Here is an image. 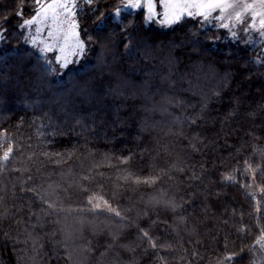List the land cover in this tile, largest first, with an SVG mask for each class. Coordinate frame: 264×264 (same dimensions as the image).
Segmentation results:
<instances>
[{
  "label": "trees",
  "instance_id": "1",
  "mask_svg": "<svg viewBox=\"0 0 264 264\" xmlns=\"http://www.w3.org/2000/svg\"><path fill=\"white\" fill-rule=\"evenodd\" d=\"M121 1H76L87 52L57 74L37 0H0V264H255L264 39Z\"/></svg>",
  "mask_w": 264,
  "mask_h": 264
},
{
  "label": "rangeland",
  "instance_id": "2",
  "mask_svg": "<svg viewBox=\"0 0 264 264\" xmlns=\"http://www.w3.org/2000/svg\"><path fill=\"white\" fill-rule=\"evenodd\" d=\"M77 0H61V2H67L69 4ZM52 0H40L36 13L26 19H37L36 23L32 25H25L24 29L26 33V39L28 44L39 52L46 60L50 67L54 68L57 74H61L68 66L76 64L87 52V46L80 37L78 30V23L76 19V7L72 9V14L63 12L59 18L54 22L49 13L48 18L41 20L37 13L41 9V5H47ZM154 4L152 12L149 11V0H122L120 5L114 11V17L119 18L123 12H138L142 11L148 22L153 23L159 28H169L180 22L185 17L199 16L206 24H213L218 27L226 29L232 38H243L251 43L260 42L264 39L261 35L264 32V28H261L260 17L253 18V12L264 11V8L260 7L259 0H228L230 3H236L238 5L254 4L255 8L251 11H245L242 7L230 8L225 12L219 10L213 11L207 19L199 14L187 15L184 14L176 22H166L164 15L165 9L162 7V0H151ZM131 3H138L140 6L136 8L130 7ZM119 9V12L117 10ZM194 13L205 11V9H190ZM243 12V21L238 22L235 20V13ZM223 16V19L219 17ZM174 19L169 16L167 20ZM25 20V21H26ZM73 23L75 27H73ZM227 25V27H224ZM254 25V27H253ZM82 42L83 48L77 46V42ZM254 263L264 264V246L254 252Z\"/></svg>",
  "mask_w": 264,
  "mask_h": 264
},
{
  "label": "snow or ice",
  "instance_id": "3",
  "mask_svg": "<svg viewBox=\"0 0 264 264\" xmlns=\"http://www.w3.org/2000/svg\"><path fill=\"white\" fill-rule=\"evenodd\" d=\"M84 2L91 3L92 0H84ZM37 3H40V0H37ZM259 4L261 8H264V0H259ZM76 6L77 5L75 4V2L69 4L67 2H61V0H52V2L48 3L46 6L41 5V9L37 13V16L41 20H44V19H47L49 13H51L52 20L55 22L63 12H67L69 13V15H71L72 9L75 8ZM139 6L140 5L138 3L130 4V7L132 8H136ZM162 7L165 9L164 15L166 17V22L172 23V22L178 21L184 14H187V15L199 14V15L204 16L205 19H207L208 16H210L211 13L216 10H219L220 12H225L227 11V9H230V8L242 7L245 11H251L252 9L255 8V5L254 4L238 5L236 3L228 2V0H162ZM148 8L150 12H152L154 9V4L151 2V0H149ZM190 9H205V11L194 13L192 11H189ZM117 12H119V9L117 10ZM18 14H22V13H18ZM252 14H253V18L257 16L260 17L261 28H264V11L253 12ZM169 16L174 17V19L167 20V17ZM219 18L223 19V16ZM235 20H237L238 22H242L243 12H236ZM36 22H37V19L33 18L30 20H26L24 24L32 25L33 23H36ZM73 27H75L74 23H73ZM224 27H227V25H224ZM261 35L264 36V32H262ZM0 39H3L2 35H0ZM77 46L82 49L83 48L82 42L78 41ZM12 152H13V146L9 144L7 148L4 150L2 157H0V160H2L3 162H7L10 159ZM144 182L147 183L148 181L145 180ZM89 203H91V200L89 201ZM97 207H99V205H97ZM108 210L115 211L114 209H111L110 206ZM115 215L119 216L120 213L115 212ZM226 259L231 260L232 257L229 256Z\"/></svg>",
  "mask_w": 264,
  "mask_h": 264
}]
</instances>
